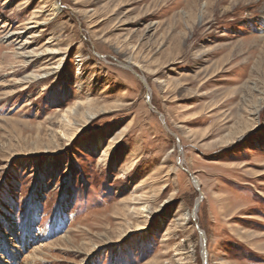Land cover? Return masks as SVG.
I'll return each mask as SVG.
<instances>
[{
    "label": "rangeland",
    "instance_id": "1",
    "mask_svg": "<svg viewBox=\"0 0 264 264\" xmlns=\"http://www.w3.org/2000/svg\"><path fill=\"white\" fill-rule=\"evenodd\" d=\"M205 263L264 264V0H0V264Z\"/></svg>",
    "mask_w": 264,
    "mask_h": 264
},
{
    "label": "bare ground",
    "instance_id": "2",
    "mask_svg": "<svg viewBox=\"0 0 264 264\" xmlns=\"http://www.w3.org/2000/svg\"><path fill=\"white\" fill-rule=\"evenodd\" d=\"M52 12H53V14H56V13H58L59 12V8H58V6H57V4H53V6H52V10H51ZM32 28H34V27H30V28H25V31L26 30H30V29H32ZM19 33H11V34H7V35H5L4 36V40L8 43H12V42H14V41H16L17 40V35H18ZM28 44H30L29 43V41H26V42H24V46H26V45H28ZM20 48H22L21 50H23V49H25L26 47H20ZM27 49V48H26ZM26 51V50H25ZM23 52H24V50H23ZM50 53V52H49ZM20 54V53H19ZM34 54V53H33ZM27 55V54H26ZM28 55H30V53H28ZM36 56V55H35ZM34 57V56H33ZM52 69H53V67H52ZM45 74H47V73H45ZM49 74V73H48ZM37 77L38 76H35V75H31V76H29L28 78H27V82H33V81H35L36 79H37ZM39 78V77H38ZM26 80V79H25ZM141 80H143V78H141ZM88 118H91V116L90 117H88ZM197 181V180H196ZM199 183L197 182V185H195L194 184V186H195V188H198V185ZM196 214V211L194 212H192V214H191V217L193 218L194 217V215ZM187 215H185V214H181L180 215V218L178 219V221L183 225L184 223H186L187 222ZM203 256L205 257V251L203 250Z\"/></svg>",
    "mask_w": 264,
    "mask_h": 264
},
{
    "label": "water",
    "instance_id": "3",
    "mask_svg": "<svg viewBox=\"0 0 264 264\" xmlns=\"http://www.w3.org/2000/svg\"><path fill=\"white\" fill-rule=\"evenodd\" d=\"M141 82L146 86V84H145V80H144V79L141 80ZM146 88H147V87H146ZM191 179H192L193 184L197 185V181L194 179V177H191ZM200 200H201V197H200L199 200L195 203V206H194V209H193L194 212L197 211V207H198V204H199ZM193 218H195V215H194ZM199 234H200L202 240L204 241V235H203V233H202L200 230H199ZM203 257H204V256H203ZM204 258H205V257H204ZM205 264H206V263H205Z\"/></svg>",
    "mask_w": 264,
    "mask_h": 264
}]
</instances>
